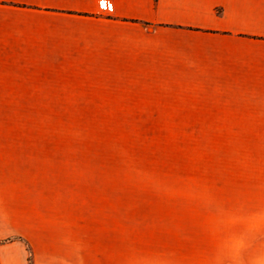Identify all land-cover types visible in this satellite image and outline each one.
<instances>
[{
	"label": "crops",
	"instance_id": "crops-1",
	"mask_svg": "<svg viewBox=\"0 0 264 264\" xmlns=\"http://www.w3.org/2000/svg\"><path fill=\"white\" fill-rule=\"evenodd\" d=\"M99 1L0 0V264H129L121 225L81 244L78 185L57 181L64 135L47 112L67 93L253 127L264 141V0ZM255 218L185 264H264Z\"/></svg>",
	"mask_w": 264,
	"mask_h": 264
},
{
	"label": "rangeland",
	"instance_id": "rangeland-1",
	"mask_svg": "<svg viewBox=\"0 0 264 264\" xmlns=\"http://www.w3.org/2000/svg\"><path fill=\"white\" fill-rule=\"evenodd\" d=\"M93 97L67 93L66 108L47 112L64 135L57 181L75 195L79 188L82 245L121 225L129 264H185L212 241L231 244L264 212V141L253 127L175 123L199 119L176 110L87 107L154 105Z\"/></svg>",
	"mask_w": 264,
	"mask_h": 264
},
{
	"label": "built area",
	"instance_id": "built-area-1",
	"mask_svg": "<svg viewBox=\"0 0 264 264\" xmlns=\"http://www.w3.org/2000/svg\"><path fill=\"white\" fill-rule=\"evenodd\" d=\"M99 7L102 9H111L112 4L109 1L101 0L99 1Z\"/></svg>",
	"mask_w": 264,
	"mask_h": 264
},
{
	"label": "trees",
	"instance_id": "trees-1",
	"mask_svg": "<svg viewBox=\"0 0 264 264\" xmlns=\"http://www.w3.org/2000/svg\"><path fill=\"white\" fill-rule=\"evenodd\" d=\"M6 241H0V244H3V243H5Z\"/></svg>",
	"mask_w": 264,
	"mask_h": 264
}]
</instances>
